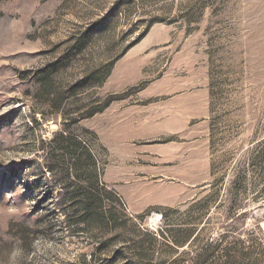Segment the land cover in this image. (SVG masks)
<instances>
[{"label": "rangeland", "instance_id": "374dc122", "mask_svg": "<svg viewBox=\"0 0 264 264\" xmlns=\"http://www.w3.org/2000/svg\"><path fill=\"white\" fill-rule=\"evenodd\" d=\"M0 264H264V0H0Z\"/></svg>", "mask_w": 264, "mask_h": 264}, {"label": "trees", "instance_id": "16d2710c", "mask_svg": "<svg viewBox=\"0 0 264 264\" xmlns=\"http://www.w3.org/2000/svg\"><path fill=\"white\" fill-rule=\"evenodd\" d=\"M88 197H89V196H88ZM87 202H88V198L85 199V201H84L85 210L87 209Z\"/></svg>", "mask_w": 264, "mask_h": 264}]
</instances>
